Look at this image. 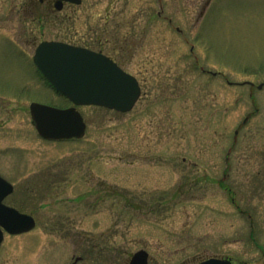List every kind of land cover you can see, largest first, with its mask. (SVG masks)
<instances>
[{
    "label": "rangeland",
    "instance_id": "rangeland-1",
    "mask_svg": "<svg viewBox=\"0 0 264 264\" xmlns=\"http://www.w3.org/2000/svg\"><path fill=\"white\" fill-rule=\"evenodd\" d=\"M34 11L0 0V149L5 169L25 160L7 202L36 222L4 234L0 264H264V0ZM41 41L113 59L139 82L133 109L81 106V139H35L29 102L70 106L34 70Z\"/></svg>",
    "mask_w": 264,
    "mask_h": 264
},
{
    "label": "water",
    "instance_id": "water-1",
    "mask_svg": "<svg viewBox=\"0 0 264 264\" xmlns=\"http://www.w3.org/2000/svg\"><path fill=\"white\" fill-rule=\"evenodd\" d=\"M64 1L80 4V0ZM33 63L54 90L73 105L58 109L30 104L35 129L39 136L47 140L81 139L84 136L86 125L76 110L78 106H98L127 113L140 96L135 77L105 55L86 48L62 42H42L35 50ZM11 192V185L0 177V244L3 231L17 235L35 227L32 216L1 203ZM128 264H148V254L144 250L137 251ZM197 264H230V261L209 258Z\"/></svg>",
    "mask_w": 264,
    "mask_h": 264
},
{
    "label": "flooded vegetation",
    "instance_id": "flooded-vegetation-1",
    "mask_svg": "<svg viewBox=\"0 0 264 264\" xmlns=\"http://www.w3.org/2000/svg\"><path fill=\"white\" fill-rule=\"evenodd\" d=\"M29 2L32 4V7L33 8H35V11H36V13L37 12H42V13H44L45 12V14H51V13H61V12H64L65 10H67L70 6H74L75 4H72V3H69V2H67V1H64V0H29ZM82 3V0H80V4ZM79 4V5H80ZM34 11V12H35ZM47 15V16H48ZM157 15L158 16H160V12H157ZM41 16V15H40ZM39 16V17H40ZM38 17H36V19H37ZM42 42V41H41ZM41 42H39L37 45H36V47L41 43ZM36 47L34 48V52H35V49H36ZM113 60V59H112ZM31 61H32V58H31ZM114 61V60H113ZM32 65H33V62H32ZM33 67H34V70H35V72L37 73V75H38V78H39V81L41 82V83H43L44 84V86H45V88H47V89H49V90H51V92L53 93L54 92V90L51 88V86L46 82V80L43 78V76L41 75V73L36 69V67L33 65ZM40 83V84H41ZM46 84V85H45ZM47 86V87H46ZM31 100V99H30ZM32 103H40V102H37V101H35V100H32L31 102H29V104H28V110H29V116H30V125H32V128H33V130L34 131H32V132H34V134H31V135H33L34 136V138L36 139L37 137H39L38 136V134H37V131H36V129H35V126H34V124H33V122H32V120H31V115H30V109H29V107H30V104H32ZM42 104V103H41ZM40 138V137H39ZM41 140H44V139H42V138H40ZM44 141H48V140H44ZM16 156V158L14 157V160H12V162H11V160H9V164H10V167L8 168V169H5L4 168V164L6 163V159H5V150H4V148L3 149H0V177L3 179V180H5L6 182H8L10 185H11V187H12V189H13V191H12V193L11 194H9V195H7V196H5L3 199H2V201H1V203L3 204V205H5V206H7V207H11V208H14V209H16L18 212H20V213H25V212H23L22 210H20L18 207H16V206H14V205H11V204H9L8 202H7V200H8V198L13 194V192H14V189H15V185H14V183H13V173L14 172H16V171H18L19 170V167L22 165V163H24V156L23 155H21V151L19 150L18 152H17V154L15 155ZM14 168H16L17 170L16 171H14ZM22 183V185H20V186H22V187H26V188H29V186H27V182L26 181H22L21 182ZM25 214H27V213H25ZM231 261V260H230ZM231 264H233L232 262H231Z\"/></svg>",
    "mask_w": 264,
    "mask_h": 264
}]
</instances>
